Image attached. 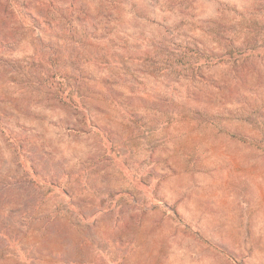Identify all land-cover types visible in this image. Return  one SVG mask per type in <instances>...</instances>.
I'll use <instances>...</instances> for the list:
<instances>
[{
    "label": "rangeland",
    "instance_id": "obj_1",
    "mask_svg": "<svg viewBox=\"0 0 264 264\" xmlns=\"http://www.w3.org/2000/svg\"><path fill=\"white\" fill-rule=\"evenodd\" d=\"M9 1L0 264H264V0Z\"/></svg>",
    "mask_w": 264,
    "mask_h": 264
},
{
    "label": "trees",
    "instance_id": "obj_2",
    "mask_svg": "<svg viewBox=\"0 0 264 264\" xmlns=\"http://www.w3.org/2000/svg\"><path fill=\"white\" fill-rule=\"evenodd\" d=\"M6 5L3 7V11L0 14V19L2 22L1 27H2V29L5 28L6 31L10 32L12 30L7 26V24L10 23L11 18L17 17L18 19H16V21L18 22V24H20L22 22V18L20 17L21 13L17 12V10L11 6V5H15L13 2H11V4H10V1H9V4L7 3ZM8 6L9 7L11 6V9H12L11 11H10V9H8ZM25 16L27 17V15H25ZM29 19L31 22L33 21L32 17H29ZM66 19L67 18H65L63 20H66ZM255 39H257V38H255ZM257 40L263 41V39H260V40L257 39ZM234 49H236L234 57L231 54H226L224 56L231 58L230 61H233V65H236V68L244 66L246 63H248L250 58L264 54V49H263V51H259L255 47H251V46L250 47L246 46L243 50L238 49V48H234Z\"/></svg>",
    "mask_w": 264,
    "mask_h": 264
}]
</instances>
